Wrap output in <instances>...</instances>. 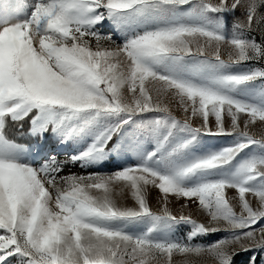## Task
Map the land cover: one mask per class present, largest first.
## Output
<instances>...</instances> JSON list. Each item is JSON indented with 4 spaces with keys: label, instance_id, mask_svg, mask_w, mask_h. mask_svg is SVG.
<instances>
[{
    "label": "snow or ice",
    "instance_id": "snow-or-ice-1",
    "mask_svg": "<svg viewBox=\"0 0 264 264\" xmlns=\"http://www.w3.org/2000/svg\"><path fill=\"white\" fill-rule=\"evenodd\" d=\"M256 249L264 0H0V264H234Z\"/></svg>",
    "mask_w": 264,
    "mask_h": 264
},
{
    "label": "rangeland",
    "instance_id": "rangeland-1",
    "mask_svg": "<svg viewBox=\"0 0 264 264\" xmlns=\"http://www.w3.org/2000/svg\"><path fill=\"white\" fill-rule=\"evenodd\" d=\"M214 2H218V0H214ZM237 15H239V12H237ZM228 19V27L230 28L231 27V20L230 18H226ZM173 103V107H174V111H176V114L180 117V118H183V114L182 112L178 109V107H176L175 105V102H172ZM197 122L194 121V126ZM254 134H256L257 136H259L261 134V129L259 128V126L257 125V127H254L252 129H250ZM25 136H27V132L25 133ZM28 138V136H27ZM20 143H25L27 144L26 142H20ZM32 143H36V141H32ZM42 143V142H41ZM204 143L207 144V145H211V144H215V143H223V141H217L213 138H210V137H206L204 138ZM45 147H48V146H51V147H56L55 143L51 140L45 142ZM39 147L37 148V151H39ZM57 151H60L61 153H64L65 151H67L69 154L71 152V146H69V148L67 150L65 149H62V148H57L56 149ZM33 151H35V149H33ZM61 158H63V155H61ZM114 164L115 162H105V165L102 169H100L101 171H112L114 170ZM71 167V166H70ZM73 171H78L79 168L78 166H75L73 167L72 169ZM227 194L229 196L233 195L234 194V190H227ZM157 197H158V189L156 188H151V190L149 191V194H148V199H149V203L150 205L152 206L153 210L154 211H158L159 210V207L160 205L158 204L157 202ZM124 203H126L127 205L131 206V204L133 203L130 199L127 200V201H124ZM185 201L183 198L181 199H176L174 197H170L169 199V207L171 208L172 212L174 215H177L179 216L180 215V206L182 204H184ZM189 212H191L193 218L197 219L198 221H205L206 220V217L203 213L199 212L196 210V204L194 203H189V206L188 208L184 209V214H188ZM190 230V226L189 225H184V224H181V225H178L177 226V234L178 235H184L187 233V231ZM218 238L217 236H211V237H208L207 239L208 240H212V239H216ZM251 257H255V264H264V250H260V249H256V250H252V251H249V252H246V253H241L239 255H237L235 257V260H234V264H249L250 262V259Z\"/></svg>",
    "mask_w": 264,
    "mask_h": 264
},
{
    "label": "trees",
    "instance_id": "trees-1",
    "mask_svg": "<svg viewBox=\"0 0 264 264\" xmlns=\"http://www.w3.org/2000/svg\"><path fill=\"white\" fill-rule=\"evenodd\" d=\"M30 125H28V124H26L25 125V127H24V132H23V136H22V138L20 139V141L19 142H28V138H27V136H25V133L27 132V128L29 127ZM43 143V142H42Z\"/></svg>",
    "mask_w": 264,
    "mask_h": 264
}]
</instances>
